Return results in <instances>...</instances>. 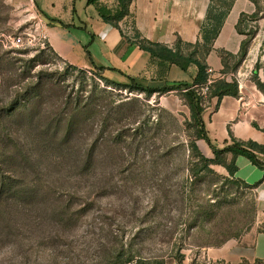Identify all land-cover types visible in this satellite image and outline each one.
I'll use <instances>...</instances> for the list:
<instances>
[{
  "label": "rangeland",
  "instance_id": "374dc122",
  "mask_svg": "<svg viewBox=\"0 0 264 264\" xmlns=\"http://www.w3.org/2000/svg\"><path fill=\"white\" fill-rule=\"evenodd\" d=\"M237 2L249 43L220 51L221 80L264 95V0ZM16 5L0 0V166L18 181L0 191V264H216L210 248L264 226L255 188L201 153L187 89L109 85ZM62 156L86 160L84 176L59 173Z\"/></svg>",
  "mask_w": 264,
  "mask_h": 264
},
{
  "label": "crops",
  "instance_id": "0c3cea01",
  "mask_svg": "<svg viewBox=\"0 0 264 264\" xmlns=\"http://www.w3.org/2000/svg\"><path fill=\"white\" fill-rule=\"evenodd\" d=\"M17 7H31L48 37L49 47L66 62L92 67L104 77L123 84L134 78L137 83L163 88L181 83L192 84L196 67L189 71L175 64L161 62L140 46V40L161 43L185 51L184 45H195L202 37L211 0H132L129 14L119 26L106 22L99 8L115 11L119 0H10ZM239 3L235 2L206 62L214 69L215 81L223 78L225 63L220 51L238 54L244 35L238 30L242 8L232 18ZM60 21L63 24H60ZM130 29L132 33H129ZM205 130L212 141L198 140L206 158L217 157L216 149H224L235 140L264 145V95L254 88L245 90L240 84L237 95L210 96L203 112ZM264 161V154L258 153ZM214 163L247 186H254L258 204L264 214V168L235 151L220 155ZM264 224V217L260 219ZM216 264H259L264 262V226L257 225L238 239L220 248H210Z\"/></svg>",
  "mask_w": 264,
  "mask_h": 264
},
{
  "label": "trees",
  "instance_id": "16d2710c",
  "mask_svg": "<svg viewBox=\"0 0 264 264\" xmlns=\"http://www.w3.org/2000/svg\"><path fill=\"white\" fill-rule=\"evenodd\" d=\"M90 1L94 2L96 0H90ZM131 2L132 0H119V7L115 11L108 9L105 6L100 7L99 11L101 13V16L106 22L111 23L112 25L115 26H119V22L130 12L129 7ZM235 2L236 0H211L205 21L202 26L201 40L198 41L195 45H187V47L192 49L188 53H185L181 49L175 50L174 48H170L161 43H156L149 40H142V41L140 40L139 41L140 46L142 49L150 52L153 58L158 59L161 62L175 64L185 71H189L190 68L196 67L197 72L194 75V82H195L194 85H202L208 79V73H207L208 65L206 62V57L209 55L214 42L218 38L229 14L231 13L234 7ZM54 22H59L60 24L64 25V23L60 21H54ZM241 23H242V18L240 17L237 27L241 25ZM248 43L249 40H243L242 42L241 45L242 57L247 52ZM199 49H202V55H200ZM98 73L100 74V68L98 69ZM104 78L109 85H115L120 88L140 90L147 93V95L149 96L155 93L167 92L176 88L187 89L186 92H187V96L191 101L193 115L198 125L201 128V130L199 131V138L205 139L211 146H213L212 141L205 130V123L203 120V112L205 107L202 106L203 98L194 89H192L193 85L187 83H181L173 86H165L163 88H153L137 83L134 78H130V83L127 84L119 83L110 80L106 77ZM238 93H239L238 83L236 82L231 83L228 82L227 80H220L212 85L210 96H218L219 98H222L224 95H237ZM72 117L73 116H71V118ZM71 118H69V120ZM72 125L73 124L71 122L69 125L70 133H71ZM70 133L65 136V138L68 139V141L71 140ZM215 151L217 157L213 160H210L211 162L219 163L221 161L220 155L222 153L226 151H235L249 158L255 165L264 168V161L258 156V153L264 154V145L255 142L244 143L235 140L233 144L226 146L224 149L215 148ZM62 157L64 159L61 158L56 160V167L59 173L65 171V169H74V170L77 169V171L75 172V178H81L84 176L86 169L89 165L87 164L86 160L71 159L64 156ZM12 159L13 157L11 155H9L8 157L5 155L4 161L7 163V165L9 164V166H11L10 161ZM4 168L5 167L0 166V186H1L0 191L1 193H3L6 186L8 191L12 192L13 190H15L14 188H16L13 187V184H16L18 182L17 176L15 175L14 178H11V176H7V174L3 170ZM45 175L48 176L49 174L46 173ZM257 185L258 183L253 187H256ZM74 191L76 192L77 190ZM138 264H142V263H138ZM259 264H264V262H260Z\"/></svg>",
  "mask_w": 264,
  "mask_h": 264
},
{
  "label": "built area",
  "instance_id": "2783aa9c",
  "mask_svg": "<svg viewBox=\"0 0 264 264\" xmlns=\"http://www.w3.org/2000/svg\"><path fill=\"white\" fill-rule=\"evenodd\" d=\"M39 26L42 27L40 20H39ZM42 31H43V27H42ZM43 33H44L43 38L46 42L48 40V37L44 31H43ZM129 33H132L131 29H130ZM207 73H208V79L204 84L194 85L192 87V89H194L200 96H203V97H207V95L211 92V88H212L213 83L215 82V79L213 77L214 69L212 67H208ZM225 77H226V75H223V78H225Z\"/></svg>",
  "mask_w": 264,
  "mask_h": 264
}]
</instances>
